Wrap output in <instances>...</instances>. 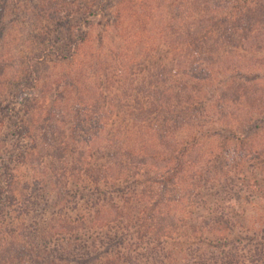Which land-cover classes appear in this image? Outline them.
Segmentation results:
<instances>
[{
	"label": "trees",
	"instance_id": "trees-1",
	"mask_svg": "<svg viewBox=\"0 0 264 264\" xmlns=\"http://www.w3.org/2000/svg\"><path fill=\"white\" fill-rule=\"evenodd\" d=\"M263 50L264 0H0V215L19 210L0 222V264H95V229L114 223L119 245L136 231L171 235L159 209L199 197L207 180L216 188L204 142L261 134ZM78 116L97 126L85 151L71 146ZM55 140L77 167L67 177L54 155L39 162ZM15 164L33 170L16 177Z\"/></svg>",
	"mask_w": 264,
	"mask_h": 264
},
{
	"label": "rangeland",
	"instance_id": "rangeland-1",
	"mask_svg": "<svg viewBox=\"0 0 264 264\" xmlns=\"http://www.w3.org/2000/svg\"><path fill=\"white\" fill-rule=\"evenodd\" d=\"M99 30L100 28L95 27L91 33H88V45H94ZM105 42L107 43V40ZM239 50L242 51L241 47H239ZM9 51L15 52L14 49H9ZM82 58L80 57L78 60L80 65L75 64V69L83 72L82 79L85 86L91 87L92 82H95V80H93L92 71L84 64L86 61ZM101 63L100 65H104ZM43 77L44 81L47 77ZM55 78V76L48 78L47 82ZM41 86L44 89V82ZM205 87L211 86L205 84ZM256 88L264 89V82L261 85L252 84L255 95L258 92ZM50 90L53 92L54 86ZM29 96L30 98L39 96V91H31ZM82 118H84V113H82ZM79 119L78 116L75 126L72 125L75 136L71 146H79L80 150L83 147L82 149L85 151L88 146L84 139L94 133L97 126L94 125L93 121L81 122ZM261 125L262 130L259 132L261 134L258 137L252 136L244 145L242 141H236L234 138H229L230 140L227 142L228 138H225L227 133L213 139L212 144L207 141L204 142L202 148L205 154L202 157V168L205 171L206 180L210 179L212 174L217 173L216 188H210L207 180L203 183V186H207L200 190L199 197L192 196L182 204L179 203L170 208L163 206L159 209L163 214V223L169 225L175 223L174 225H176L171 235L165 236L166 232L157 229L155 232L157 233L156 237L154 236V239L153 237L148 238V236H145L146 228L144 227L141 229V233L145 237L141 235V238H139L137 231H134L135 233L132 236L126 233L124 243L119 245L118 239L122 235L117 223H114L112 228L106 226L101 231L95 229L100 239H96L94 243L100 248V251L97 253V258L94 255V263L264 264V149L261 151L260 156L256 158L254 156V151H260L264 145V124ZM87 127L92 129L89 134L86 133L89 129ZM62 129L64 127L57 125L56 136L61 135ZM65 130L68 131V128H65ZM252 131L254 132L253 129ZM58 141L53 142L52 149H49L45 154H41L39 159L42 160L39 162L42 163L41 166L43 167L46 164L45 162L54 155L55 161L59 160L60 163L59 171L62 174L64 172L65 177H67L69 169L77 167H73L70 163L66 165L63 163L66 147ZM211 145H213V148H211ZM50 154L52 155L50 156ZM32 170L27 165L15 164L12 166V172L16 177L30 174ZM208 171H211V173ZM221 177L222 180H218ZM175 194L176 189L171 192V195ZM51 196L54 197L53 193ZM65 198L68 208L76 203L75 198H71L70 195H66ZM13 209L12 211L9 209L8 212L6 209L7 214L3 217L0 215V222L9 223L10 217L17 221L19 210L17 208ZM63 213H66V211ZM67 213L71 219H79L80 214L78 212H73L72 215L68 211ZM111 213L114 215L116 211ZM148 219L150 220V218ZM180 226L181 232L178 230ZM114 232L118 233L114 235ZM151 234L152 232L149 235ZM0 235L5 234L1 232ZM24 236L20 237L21 242L25 241ZM150 238H152V241H150ZM70 241L74 240L71 239ZM91 241L92 239L90 242L88 241V244L93 247L94 244ZM105 242L109 246H104ZM51 252L53 253V251ZM0 256L4 257L3 255Z\"/></svg>",
	"mask_w": 264,
	"mask_h": 264
}]
</instances>
